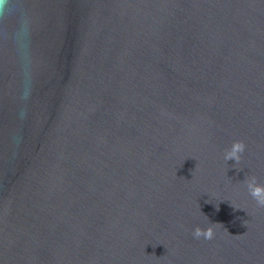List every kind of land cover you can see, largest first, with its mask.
Segmentation results:
<instances>
[{"label":"water","instance_id":"water-1","mask_svg":"<svg viewBox=\"0 0 264 264\" xmlns=\"http://www.w3.org/2000/svg\"><path fill=\"white\" fill-rule=\"evenodd\" d=\"M251 176L264 0H8L0 264H264Z\"/></svg>","mask_w":264,"mask_h":264},{"label":"clouds","instance_id":"clouds-1","mask_svg":"<svg viewBox=\"0 0 264 264\" xmlns=\"http://www.w3.org/2000/svg\"><path fill=\"white\" fill-rule=\"evenodd\" d=\"M8 0H0V13H3ZM245 143L240 140H236L231 144V147L225 151L224 160H235L238 164L241 160V154L245 151ZM249 194L256 200L257 204L264 207V185L257 183L256 177L251 176L245 178V182ZM210 223L207 228L196 227L192 233L194 238L199 239L203 237L205 240H211L214 237V230Z\"/></svg>","mask_w":264,"mask_h":264}]
</instances>
